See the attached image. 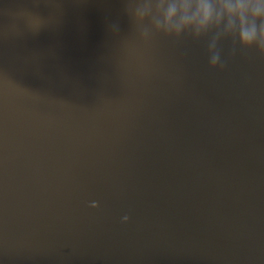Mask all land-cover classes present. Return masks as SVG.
<instances>
[{"label": "water", "instance_id": "obj_1", "mask_svg": "<svg viewBox=\"0 0 264 264\" xmlns=\"http://www.w3.org/2000/svg\"><path fill=\"white\" fill-rule=\"evenodd\" d=\"M138 2L0 0V264H264V54Z\"/></svg>", "mask_w": 264, "mask_h": 264}, {"label": "clouds", "instance_id": "obj_2", "mask_svg": "<svg viewBox=\"0 0 264 264\" xmlns=\"http://www.w3.org/2000/svg\"><path fill=\"white\" fill-rule=\"evenodd\" d=\"M131 16L141 39L151 33L200 35L222 29L241 48L264 54V0H139ZM208 65L223 68L215 53L209 56Z\"/></svg>", "mask_w": 264, "mask_h": 264}]
</instances>
